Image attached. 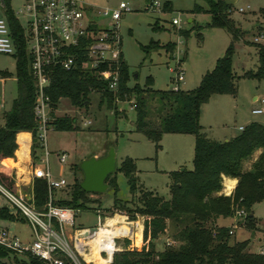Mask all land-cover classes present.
Segmentation results:
<instances>
[{"label":"trees","instance_id":"trees-1","mask_svg":"<svg viewBox=\"0 0 264 264\" xmlns=\"http://www.w3.org/2000/svg\"><path fill=\"white\" fill-rule=\"evenodd\" d=\"M205 1V10L196 5L193 11L208 12L210 20L206 26L225 28L231 34L232 40L223 55L216 59L214 67L206 71L198 85L192 89H153L149 85L152 82L150 77L146 78L144 87L138 83L129 85L131 73L121 53L118 85L116 90H110L108 78L102 75V72L111 67L107 62L92 70L81 66L83 47L92 41V36L82 41L78 49L80 59L74 67L68 70L60 66L48 67L49 82L45 93L51 107L52 119L49 125L56 130L71 131L78 128L74 117L55 115L54 111L61 98H67L75 107H87L90 104L89 95L98 92L100 104L104 103L108 109L115 108L118 100L132 101L135 130L153 142L156 149L160 147L159 142L164 133H187L194 136L192 169L169 173V199L138 185L136 163L130 157L122 159L116 171L106 177L105 182L113 191L114 198L111 206L104 210L110 214L117 210L131 220L136 215L144 217L140 247H124L115 251L111 264H264V254L249 251L248 240L230 243V227L216 223L218 218H231L236 210L243 209L246 212L244 223L249 228L254 227L252 206L264 199V125L258 121H250L242 131L223 141L208 137L202 130L199 123L201 104L213 94L236 93L238 77L232 70L231 58L234 41L240 37L238 28L228 18L232 4H227L226 0ZM163 7L167 8L168 3ZM7 19L15 45L16 96L10 109L2 113L4 123L0 126V161L14 156L17 149L16 134L19 131L31 133L30 154L33 159H37L35 149L39 143L34 115L35 78L31 71L32 56L19 21L11 12ZM154 26L157 27L156 22ZM89 29L96 34L101 28L93 23ZM190 31L191 29H182L179 32L187 37ZM158 44L157 41H151L143 49L147 52L152 45ZM174 46L173 42L163 45L167 52L173 51ZM256 50L258 64L255 69L247 70L244 76L264 79V45L258 44ZM2 76L8 77L10 73L5 71ZM153 102L155 107L151 108ZM152 115L155 116L154 119ZM24 136L25 133H20L18 141ZM22 150L19 149L17 153ZM257 150L260 152L250 168L244 169V160ZM74 166L81 173V178H74L69 184V198H55L54 191L62 188L54 189L52 203L75 211L91 210L104 216L97 211L101 207L99 204L96 207L89 206L95 202L89 195L100 193L86 192L81 188L83 174L79 164ZM117 171L126 178L132 195L129 200L116 196ZM222 175L237 179L230 195L221 193ZM0 184L13 190L14 180L10 167L0 165ZM32 188L34 204L41 208L49 200L47 181L34 178ZM0 218L26 221L18 211L14 215L7 207H0ZM112 218L110 222L115 218L122 219V216L116 215ZM169 224L173 226L172 236L179 244L166 245L162 250H156L155 241L167 232ZM0 264L43 263L35 257L18 255L0 245ZM64 264L72 263L65 260Z\"/></svg>","mask_w":264,"mask_h":264},{"label":"rangeland","instance_id":"rangeland-1","mask_svg":"<svg viewBox=\"0 0 264 264\" xmlns=\"http://www.w3.org/2000/svg\"><path fill=\"white\" fill-rule=\"evenodd\" d=\"M80 1L84 17L87 20L93 17L100 26L109 25V19L102 15V10L116 8L120 1L128 4L130 9L122 14L119 30L123 59L131 73L129 85L138 83L144 87L146 78L150 77L151 88L170 89L175 78L173 70L180 65L184 73V80L179 82L180 89H192L198 85L202 75L214 67L216 59L223 55L232 40L231 34L225 28L206 26L210 15L204 11L207 8L205 0H162L164 4L168 3V7H162L158 12L145 9L148 0ZM196 5L204 10L194 12ZM239 8L243 10L240 11ZM173 18H178L179 24H172ZM228 18L238 28L240 35L234 41L231 58L232 70L238 77L237 90L235 95H211L201 104L199 115L202 130L208 137L219 141L237 134L239 125H246L252 120L264 121L262 116L251 113V109L256 105L253 97L264 91V79L244 76L247 70L255 69L258 64L257 45H264V0H235ZM155 22L157 27L154 26ZM182 29H191L187 37L180 34L179 31ZM151 41H157L159 44L152 45L146 52L143 46ZM168 42L175 44L173 51H165L163 45ZM15 67L14 53L0 54V79L3 72L10 73V76L5 78L2 76L3 79L0 80L2 88L0 104H3V108L0 107V124L3 121L1 111L9 110L16 96ZM89 100L90 104L87 107H75L67 98L59 100L54 111L55 115L74 117L78 128L60 131L49 127L45 145L35 149L39 165L44 167L45 163L41 161L47 158L52 177L62 176L72 183L74 178H81V173L76 170L75 164H80L81 160L91 155L102 156L107 146H113L117 166L126 157L134 159L138 185L144 190H151L169 199V173L192 169L194 136L187 133H164L159 142L160 147L156 149L153 142L143 133L135 130L132 101L118 100L115 102V108L108 109L104 103L100 104L98 92L91 93ZM152 104L151 108H154V102ZM85 121L89 123L84 124ZM61 153L67 156L64 162L59 160ZM258 154L259 150L244 160L243 168H250ZM115 175L118 184L116 196L129 200L132 195L125 176L120 171ZM223 177L229 176L222 175L221 190L224 189ZM32 180L30 178L29 182L22 183L23 193L33 190ZM69 191L70 185L54 191V197L69 198ZM89 196L95 200L89 206L96 207L99 204L101 207H98L97 211L108 219L121 215L122 219L129 223V227L136 226L137 230L136 222H139L143 230V216L136 215V218L131 220L126 214L117 210L112 214L104 210L112 204L114 195L111 189ZM0 207H7L10 213L17 214L16 209L2 195H0ZM76 213L75 227L85 228L97 224L98 216L95 212L82 210ZM252 213L254 227L249 228L244 222H238V227H233L230 243L248 240V250L259 253L260 250H264V199L252 206ZM221 223L232 227L234 219L226 218ZM0 225L7 227L24 242L32 238L30 225L26 221L0 218ZM172 234L173 226L169 224L167 232L156 239L155 249L162 250L167 245V241L171 242V246H177L179 242ZM141 242L142 232L133 236L125 233L116 240L120 248L129 246L137 248L140 247Z\"/></svg>","mask_w":264,"mask_h":264},{"label":"built area","instance_id":"built-area-1","mask_svg":"<svg viewBox=\"0 0 264 264\" xmlns=\"http://www.w3.org/2000/svg\"><path fill=\"white\" fill-rule=\"evenodd\" d=\"M164 3L162 0H148L145 9L160 11ZM130 8L124 1H120L113 9L105 8L102 15L109 19V25L100 26L101 29L93 34L89 29L91 24L97 21L91 17L88 20L84 17L83 7L80 0H0V54L12 55L15 52L14 40L7 15L9 12L19 21L24 30L28 51L32 56L31 71L35 78V102L34 115L37 121V138L39 146L45 145L46 132L51 121L49 97L45 88L49 82V66H60L66 70L74 67L80 59L78 49L86 38L92 36L82 51L83 59L81 66L87 69H96L101 63L107 62L111 67L102 75L108 78V88L116 90L119 80V60L122 53L119 21L124 12ZM242 11V8H239ZM172 24H179L178 18L172 19ZM257 40V39H255ZM175 78L170 89H180L179 82L184 80L182 68L177 66L174 70ZM3 77L1 76V81ZM256 105L251 113L264 118V91L256 95ZM89 123L85 121L84 124ZM264 125V121L260 122ZM245 125L237 127L239 131ZM66 154L61 153L59 160L64 162ZM39 165V159H33L30 163L28 175L30 178H42L47 181L49 200L38 208L34 204L33 190L23 193V179L16 167H12V178L14 180L13 190H9L0 184V195L26 218L30 225L32 238L29 241H22L16 234L7 227L0 225V245L12 250L18 255H30L37 258L43 264H64L69 260L72 264H92L87 261L84 254H90L96 248L97 255L111 264L112 255L115 251L121 250L116 240L121 235L113 233L111 239L103 240L101 231L110 228L106 225L107 217L98 216L96 231L89 238L78 240L75 230V217L77 211L52 203V191L68 186L64 177H52L47 158ZM225 181V177H223ZM223 181V184H224ZM73 182V181H72ZM28 184V183H26ZM233 187L228 191L224 185L221 193L230 195ZM246 212L243 209L236 210L232 218L234 223L229 233H233L238 222H244ZM82 228V229H86ZM167 245L171 242L167 241ZM132 249V246L126 247ZM259 253L264 254V250Z\"/></svg>","mask_w":264,"mask_h":264},{"label":"water","instance_id":"water-1","mask_svg":"<svg viewBox=\"0 0 264 264\" xmlns=\"http://www.w3.org/2000/svg\"><path fill=\"white\" fill-rule=\"evenodd\" d=\"M234 0H226L227 4H232ZM79 168L83 174L80 182L81 188L86 192L104 193L109 189L105 182L106 177L114 173L117 168L115 149L109 146L102 156L91 155L81 160ZM96 231V226L86 229L78 228L75 230L78 240L91 237Z\"/></svg>","mask_w":264,"mask_h":264},{"label":"crops","instance_id":"crops-1","mask_svg":"<svg viewBox=\"0 0 264 264\" xmlns=\"http://www.w3.org/2000/svg\"><path fill=\"white\" fill-rule=\"evenodd\" d=\"M1 91H2V88H1V84H0V94H1ZM253 99H255V96L253 97ZM0 107L3 108V104L2 103L0 104ZM3 112H4V110L1 111V115H2ZM252 121H258V120H252ZM3 123H4V120L2 121V124H0V126H2ZM20 133H25L26 136L22 137L21 141L19 142L18 141V135ZM234 135H232V136H234ZM225 140H227V139H225ZM16 143H17V149L14 152V156L11 157V158L2 159L0 161V165L8 166L11 169H12V167H16V169L18 170V173L20 174L21 178L23 179V182H29L30 177L28 175V171H29V168H30V163L32 161V157H31V154H30V149H31V133L28 132V131H19L16 134ZM19 149H23L22 151H19L17 153L20 157H18V155L16 154V152ZM259 152H260V150H259ZM226 178H228L230 180L233 179L235 181L234 184L232 185V187L234 189V187L236 186L237 179L236 178H231V177H226ZM225 219L226 218H218L216 220V223L218 225H224L221 222L223 220H225Z\"/></svg>","mask_w":264,"mask_h":264},{"label":"bare ground","instance_id":"bare-ground-1","mask_svg":"<svg viewBox=\"0 0 264 264\" xmlns=\"http://www.w3.org/2000/svg\"><path fill=\"white\" fill-rule=\"evenodd\" d=\"M16 154H17V152H16ZM18 157H20V156L18 155ZM234 182L235 181L233 179L232 180H230L228 178L225 179L224 185L226 186L227 191L232 187ZM110 220H111V218L106 220V225L111 226L112 228L115 226V228L114 229L107 228L104 230V228H105L104 227L103 231H101V232H103L102 235H103V240H105V244L107 243L108 239L109 240L111 239V237L113 236V233L121 235V236H123L125 233H128V234H131L133 236V235H136L137 233L141 234V232H142V224H139V222H136V225H137V230H136V226L134 228L129 227L128 226L129 223L125 222L123 219L115 218L111 222H110ZM136 244H139V243H136ZM84 258L87 261H93L92 264H106L105 260H103L102 258H100L97 255L96 248H93V251L90 254H84Z\"/></svg>","mask_w":264,"mask_h":264}]
</instances>
